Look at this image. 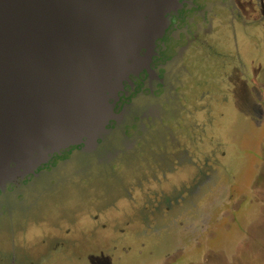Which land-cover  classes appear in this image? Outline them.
Instances as JSON below:
<instances>
[{
    "label": "rangeland",
    "instance_id": "1",
    "mask_svg": "<svg viewBox=\"0 0 264 264\" xmlns=\"http://www.w3.org/2000/svg\"><path fill=\"white\" fill-rule=\"evenodd\" d=\"M242 2L234 29L229 0H194L199 38L148 102L163 125L135 138L142 96L124 137L0 194V264H264V0Z\"/></svg>",
    "mask_w": 264,
    "mask_h": 264
},
{
    "label": "water",
    "instance_id": "2",
    "mask_svg": "<svg viewBox=\"0 0 264 264\" xmlns=\"http://www.w3.org/2000/svg\"><path fill=\"white\" fill-rule=\"evenodd\" d=\"M178 0H0V190L68 146L95 148Z\"/></svg>",
    "mask_w": 264,
    "mask_h": 264
},
{
    "label": "flooded vegetation",
    "instance_id": "3",
    "mask_svg": "<svg viewBox=\"0 0 264 264\" xmlns=\"http://www.w3.org/2000/svg\"><path fill=\"white\" fill-rule=\"evenodd\" d=\"M242 1L229 0V4H226V10H232V8L238 10V15L234 13L232 15V19L229 21V24H231L234 29L236 28V24L240 26L242 25L240 23L241 10H243L244 13L250 11V14L256 12L254 11V8L251 10L245 8V5ZM259 1L260 0H249V2H251L250 5L253 6L261 5L259 4ZM178 2L179 7L176 10H171L166 14V27L163 35L155 41L154 53L149 64V71L144 69L136 75H130L129 81L124 82L122 89L118 91L116 99L111 100L113 112L117 117L108 121L105 126L106 133L97 138L95 148L98 147L100 142H102L105 138L111 136V134L113 133L119 132V126L124 118L126 109L129 106L134 105V101H137V99L141 98L142 96L145 98L148 97L147 100L142 104V107L145 109V111L142 112L141 115H138L136 118H133L130 123V126L134 128L135 138L140 136V134H138V132L136 131L139 124H141L140 126L143 128L144 132H146L147 129L148 131H151V129H153V127H156L157 125H163V120H161V117L159 116L160 112L158 113V111H153L151 109V106L148 105L150 97H156L164 88L165 83L162 76L163 73L161 75L160 72L161 70L163 72L164 69L167 68L166 65L172 63L174 60L176 61L177 59H181L188 46L199 38V26L196 24L197 30L195 29V32L192 31V28L190 27L191 25L195 24V20H192L191 14L194 15L195 18L198 16V14L200 13L199 5L194 3V0H178ZM202 19H204V16H202ZM208 24L209 29L206 30L207 33L211 30V24ZM238 62L242 63V58L238 59ZM180 104L181 108H184L182 102H180ZM120 135L122 137L125 136L120 131L118 135L119 139L121 137ZM95 148L89 149L85 144L68 146L64 149H61L59 152L50 155V159L47 163L61 156L65 152L74 149L78 150L79 152H87L92 151ZM47 163L41 165L38 168L37 175L40 169L45 167ZM36 176L30 175L24 178V180L21 182H25V180H30L31 178H34ZM17 184L18 183H16V185ZM12 186L14 185L7 184L6 189L4 191H0V194L5 193Z\"/></svg>",
    "mask_w": 264,
    "mask_h": 264
},
{
    "label": "crops",
    "instance_id": "4",
    "mask_svg": "<svg viewBox=\"0 0 264 264\" xmlns=\"http://www.w3.org/2000/svg\"><path fill=\"white\" fill-rule=\"evenodd\" d=\"M193 81H194V80H193ZM193 81H191V84H192ZM191 84H190V81H189V82L187 81V82L185 83V85H187V87H189ZM208 84H210V83H208ZM188 85H189V86H188ZM204 88H205V87H204ZM191 96H192V95H190V97H191ZM184 97H186V96H184ZM187 97H189V95H187ZM172 117H173V116L169 115V118L172 119ZM181 118H182V119L186 118V114L183 113V112H181V113H180V119H181ZM0 227L2 228L3 231L6 230V224H0Z\"/></svg>",
    "mask_w": 264,
    "mask_h": 264
}]
</instances>
